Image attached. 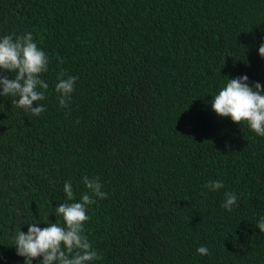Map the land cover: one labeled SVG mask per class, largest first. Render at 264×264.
Instances as JSON below:
<instances>
[{
	"label": "trees",
	"instance_id": "16d2710c",
	"mask_svg": "<svg viewBox=\"0 0 264 264\" xmlns=\"http://www.w3.org/2000/svg\"><path fill=\"white\" fill-rule=\"evenodd\" d=\"M25 33L48 88L39 116L0 96V264H24L16 233L62 224L85 176L107 193L87 208L90 264H264V137L211 108L228 78L264 87V0H0V38ZM59 74L77 77L67 107Z\"/></svg>",
	"mask_w": 264,
	"mask_h": 264
},
{
	"label": "clouds",
	"instance_id": "9594fccd",
	"mask_svg": "<svg viewBox=\"0 0 264 264\" xmlns=\"http://www.w3.org/2000/svg\"><path fill=\"white\" fill-rule=\"evenodd\" d=\"M258 53L264 57V43L259 46ZM48 57L31 33L19 36L5 35L0 38V69L14 74V78L0 75V96L18 97L13 103L17 108L39 116L45 111L39 102L45 99L48 84L41 79V74L48 71ZM248 76L228 78L211 101L212 110L221 117H230L234 123L246 122L257 135L264 137V87L259 82L250 86ZM77 77L63 78L58 75L55 90L59 94L58 103L67 107L71 94L75 89ZM36 106L33 107V103ZM83 183L90 192L81 195L79 202L60 203L55 207V216L63 223H46L41 228L37 223L29 224L27 232L16 233L14 246L17 255L25 258L24 264H32L34 259L42 257L40 264H90L99 259L98 253L84 235V225L90 219L87 214L88 206L96 202L95 198L105 199L107 193L101 191L102 184L98 179L83 177ZM205 187L210 191L223 188L220 181H210ZM63 191L67 201H74V192L70 181L65 182ZM222 207L231 211L237 202L233 192H225ZM256 227L264 233V217ZM199 255H210L206 246L196 249Z\"/></svg>",
	"mask_w": 264,
	"mask_h": 264
}]
</instances>
